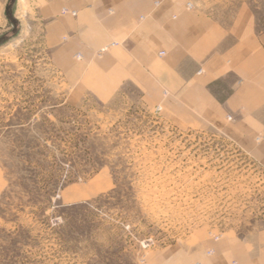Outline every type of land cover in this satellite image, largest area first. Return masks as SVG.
Instances as JSON below:
<instances>
[{
  "label": "rangeland",
  "instance_id": "374dc122",
  "mask_svg": "<svg viewBox=\"0 0 264 264\" xmlns=\"http://www.w3.org/2000/svg\"><path fill=\"white\" fill-rule=\"evenodd\" d=\"M239 1L264 29V0ZM40 5L0 0V264H144L263 229L264 168L132 88H73Z\"/></svg>",
  "mask_w": 264,
  "mask_h": 264
},
{
  "label": "crops",
  "instance_id": "0c3cea01",
  "mask_svg": "<svg viewBox=\"0 0 264 264\" xmlns=\"http://www.w3.org/2000/svg\"><path fill=\"white\" fill-rule=\"evenodd\" d=\"M32 1L73 88L103 99L132 88L170 121L221 132L264 168V29L248 3L220 0L204 10L198 0ZM194 263L264 264V228L171 246L144 264Z\"/></svg>",
  "mask_w": 264,
  "mask_h": 264
},
{
  "label": "built area",
  "instance_id": "2783aa9c",
  "mask_svg": "<svg viewBox=\"0 0 264 264\" xmlns=\"http://www.w3.org/2000/svg\"><path fill=\"white\" fill-rule=\"evenodd\" d=\"M187 7H188V8H191L189 4L187 5ZM113 45H114V44H113ZM113 45H112V46H113ZM160 55H162V54H160ZM157 110H158V109H157Z\"/></svg>",
  "mask_w": 264,
  "mask_h": 264
}]
</instances>
